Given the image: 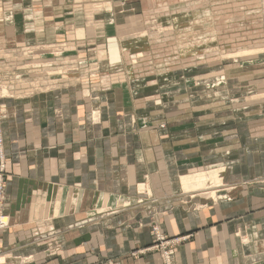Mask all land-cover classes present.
<instances>
[{
  "label": "crops",
  "instance_id": "crops-1",
  "mask_svg": "<svg viewBox=\"0 0 264 264\" xmlns=\"http://www.w3.org/2000/svg\"><path fill=\"white\" fill-rule=\"evenodd\" d=\"M137 1L0 0V47L17 42L24 55L4 74L30 83L1 88L0 264H167L131 255L151 243L152 220L185 236L172 264H264V44L149 66L152 33H120L140 29L142 15L123 13ZM143 23L152 28L150 12ZM81 59L96 74L84 77ZM212 168L216 186H184Z\"/></svg>",
  "mask_w": 264,
  "mask_h": 264
},
{
  "label": "rangeland",
  "instance_id": "rangeland-1",
  "mask_svg": "<svg viewBox=\"0 0 264 264\" xmlns=\"http://www.w3.org/2000/svg\"><path fill=\"white\" fill-rule=\"evenodd\" d=\"M152 2L149 0H138L134 10H124V14L142 15V19L137 17L138 21L134 23V25H137L135 27H140V29H131V31L126 32L120 31L122 35L141 36V39H144L148 33H152V43L149 44L147 59H145L148 61L149 66H162L171 62L177 64L179 61L191 63L200 61L202 57L205 58L207 55L209 59H220L232 54L235 56L237 50L246 49L247 44L254 41L261 47L264 44V0H186L176 3L175 7H165L164 4L157 3V1V4ZM147 4L152 7H148ZM147 11L151 13L154 23L149 25L152 27L150 30H145L144 28L148 25L143 23V17L146 18L148 16ZM138 30L141 31L137 32ZM141 32L143 34H140ZM257 48L260 49L259 47ZM58 49L60 51V47ZM0 50L2 53L0 58L2 66H14V70L22 66L20 62H22L21 59H23L24 55L19 43L15 42L12 48L0 47ZM50 52L54 53L52 48ZM41 53L43 52L37 51L35 53L36 57ZM134 58L136 60L135 56H133ZM6 67H3L0 71V89L5 88L7 90L6 94L11 95L14 92L11 90L29 87L28 84L30 83L25 84L24 78L18 73L15 74V79L8 82V76L4 74ZM79 67L84 77L96 74L98 69L95 60L86 59L80 60ZM116 78L115 75L106 74L104 79L111 83ZM35 83L40 88L52 86L48 82L46 85L39 80H36ZM0 112L1 117L2 114L4 115L3 109H0ZM99 116V110H90L89 117L91 122H97L100 119ZM162 126L163 124L159 125V127ZM205 171L208 170L201 172ZM209 183L210 180L209 182L207 181V184ZM149 231L151 233V243L132 251L131 255L138 256V254L156 252L160 254L164 262L168 260L167 264H172L170 263L172 249L181 243L185 236L169 235L154 220L149 224ZM109 264L113 263L109 262Z\"/></svg>",
  "mask_w": 264,
  "mask_h": 264
},
{
  "label": "bare ground",
  "instance_id": "bare-ground-1",
  "mask_svg": "<svg viewBox=\"0 0 264 264\" xmlns=\"http://www.w3.org/2000/svg\"><path fill=\"white\" fill-rule=\"evenodd\" d=\"M159 31H161V30H159ZM140 34H143V32H141ZM257 49L258 48L251 47L250 49H247V50L246 49L245 50H237L235 54H237L239 56H246V55H250L253 53H257V52H262L261 48L258 50ZM139 55H140V52H137V54H135L134 56L137 58V57H139ZM132 61L135 62L136 61L135 58L132 59ZM3 91H4L3 89L0 90V97H1V94ZM0 107H1V105H0ZM0 109L2 110V108H0ZM2 116H3V114L0 117V121H1ZM189 180H191V181H189ZM209 180L211 181L210 185H215V186L221 182L219 175H218V170L216 168H212V169H209L208 171L197 173L195 175L183 177V183H184L185 187H187V185H186L187 182L196 183L197 185L205 186V185H207V181H209ZM201 183H203V184H201Z\"/></svg>",
  "mask_w": 264,
  "mask_h": 264
},
{
  "label": "built area",
  "instance_id": "built-area-1",
  "mask_svg": "<svg viewBox=\"0 0 264 264\" xmlns=\"http://www.w3.org/2000/svg\"><path fill=\"white\" fill-rule=\"evenodd\" d=\"M2 57V53L0 50V58ZM4 66L1 65L0 61V71L2 70ZM1 113V112H0ZM7 158L6 154L4 152V149H2V135H1V128H0V234L5 228L9 225L8 223V215L6 214L4 210V199H5V172L7 168ZM1 241V238H0ZM168 262V260H167Z\"/></svg>",
  "mask_w": 264,
  "mask_h": 264
}]
</instances>
